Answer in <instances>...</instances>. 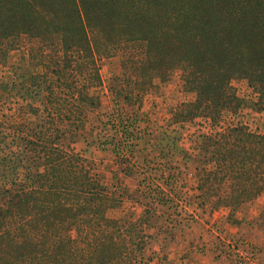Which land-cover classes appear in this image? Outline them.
<instances>
[{"label": "trees", "instance_id": "1", "mask_svg": "<svg viewBox=\"0 0 264 264\" xmlns=\"http://www.w3.org/2000/svg\"><path fill=\"white\" fill-rule=\"evenodd\" d=\"M23 49L28 58L12 68L13 82L0 84L16 101L0 117V264L152 261L147 220L110 217L123 193L88 151L74 148L108 144L101 59L120 58L130 92L113 97L129 105L134 97L141 106L156 81L181 71L195 100L182 103L171 124L202 118L216 128L242 103L235 80L248 82L264 112V0H0V69ZM125 139L114 144L116 158L147 166L141 141ZM193 161L204 204L237 209L264 194L262 134L241 125L203 134Z\"/></svg>", "mask_w": 264, "mask_h": 264}, {"label": "rangeland", "instance_id": "2", "mask_svg": "<svg viewBox=\"0 0 264 264\" xmlns=\"http://www.w3.org/2000/svg\"><path fill=\"white\" fill-rule=\"evenodd\" d=\"M25 50L28 49L11 53L7 65L0 69V84L9 80L13 82L12 68L23 64L21 59L24 54H28ZM99 66L103 80L100 91L105 94L101 126L105 129L108 144L103 149L95 145L88 148L86 142L80 141L74 148L81 154L88 151L85 156L97 162L105 182L114 191L121 190L123 193L125 204L117 210H111L110 217L122 218L126 215L130 219L147 220L152 240L146 256L152 261L145 264H168V257L175 245L173 238L178 239L182 231L192 228L195 231L187 235L196 236L197 255H210L215 262L232 264L227 245L234 243L242 250H254L256 264H264V194L255 202L237 209L216 208L215 199L205 200L204 204L202 200H197V163L193 161L200 150L203 134L241 125L251 132L264 135V112L255 107L258 95L248 82H232L233 91L242 103L237 111L224 112L216 128L202 118L171 124L175 110L180 109L182 103L195 100V94L184 91L181 71H174L165 84L156 81L155 87L144 96L140 106L134 105V97L130 105L123 100L124 95L119 102L114 100L113 92H130L119 57L103 58ZM32 67L27 66L35 71ZM15 102L7 100L6 94L0 93V117L9 113ZM93 123L100 127L95 118ZM132 125L137 129L135 134L130 135L123 130V127H128L129 132H132ZM117 131L120 137H117ZM126 137L141 141L139 150L148 156L147 166H143L144 162L134 166V160L123 165L116 158L114 144L119 141L126 144ZM135 156L127 154L128 160ZM228 227L238 231L230 232Z\"/></svg>", "mask_w": 264, "mask_h": 264}, {"label": "crops", "instance_id": "3", "mask_svg": "<svg viewBox=\"0 0 264 264\" xmlns=\"http://www.w3.org/2000/svg\"><path fill=\"white\" fill-rule=\"evenodd\" d=\"M195 189V188H193ZM255 202V201H254ZM125 204V202H123ZM138 204V202H135ZM127 205V203H126ZM243 221V219H240ZM229 228V227H228ZM195 228L190 230L182 231V236L175 239L173 238L172 241L175 242V245L171 251L170 257H168V264H221L219 261H213L211 256H203L197 255L196 253V245L197 240L195 235H187L189 233H193ZM229 231H238V229L229 228ZM198 232V231H196ZM249 236V235H248ZM189 238V239H188ZM167 260V258H166ZM156 261V260H155ZM155 264V263H154Z\"/></svg>", "mask_w": 264, "mask_h": 264}, {"label": "built area", "instance_id": "4", "mask_svg": "<svg viewBox=\"0 0 264 264\" xmlns=\"http://www.w3.org/2000/svg\"><path fill=\"white\" fill-rule=\"evenodd\" d=\"M227 249L232 264H256L257 258L254 250H242L240 246L234 243H229Z\"/></svg>", "mask_w": 264, "mask_h": 264}]
</instances>
